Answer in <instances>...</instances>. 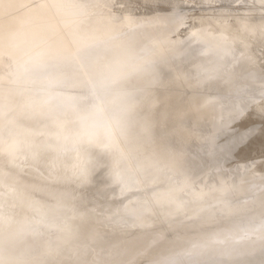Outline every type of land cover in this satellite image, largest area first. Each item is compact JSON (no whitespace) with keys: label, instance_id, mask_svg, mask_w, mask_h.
Returning <instances> with one entry per match:
<instances>
[{"label":"bare ground","instance_id":"bare-ground-1","mask_svg":"<svg viewBox=\"0 0 264 264\" xmlns=\"http://www.w3.org/2000/svg\"><path fill=\"white\" fill-rule=\"evenodd\" d=\"M109 1H94L99 3L98 12L90 18L91 27L78 33V45L72 49L75 59L91 44L88 57L96 61L88 72L66 60L71 54L70 47L65 50L68 46L61 51L65 59H52L54 65L46 62L45 49L29 48L37 25L31 26L26 3L0 0L3 75L10 63L15 65L10 74L22 70L26 49L34 48L42 53L35 58L41 70L32 77L35 84L26 80L34 90L45 85L50 73L60 80L69 69L67 82L71 78L92 82L99 71L107 76L120 66L124 75L111 81V87L136 92L121 101L123 112L119 104L116 126L104 119L100 122L96 97L87 87L73 97L67 91H50L47 104L45 97L40 99L44 103L39 102L36 115L32 104L22 102L6 124L9 131L1 125L0 109V264H264V231L259 233L264 229V160L238 155L233 163L237 166L224 162L249 138L245 127L233 126L245 112L234 96L255 114L264 113V54L259 58L258 52V47L264 49V18H251L258 16L255 8L247 9L244 16L219 10L186 26L188 15L176 17L184 13L176 15V2L165 12L142 16L119 12ZM12 4L17 5L12 8ZM49 37H42V42ZM15 39L22 41L12 43ZM68 40L63 35L60 42ZM140 57L142 62H135ZM251 72L258 76L248 84L254 92L243 94L241 86L248 79L243 76ZM6 81L12 79L7 75ZM236 83L241 90L238 96ZM18 87H0V106L14 97ZM225 91L235 93L233 104L220 98ZM46 108L53 110L52 116ZM53 121H60V129L46 126ZM259 122L248 126L259 131ZM55 130L60 134L54 136ZM221 130L226 134H219ZM259 136L250 143L263 144L254 141ZM67 149L65 160L62 153ZM53 165L58 168L52 170ZM222 165L233 168L219 174ZM37 168L48 176L40 177ZM96 178L94 185L104 189L106 199L117 201L111 214L87 207L94 199L83 185ZM11 189L19 194H9ZM75 195L84 206L80 210H73ZM60 212H69L63 221L56 217ZM249 221L247 225L255 226L252 233L261 228L258 233L263 237L216 246L218 236L231 234L234 225H240L241 232L250 230L244 225ZM102 232L107 237L100 236ZM217 248L222 250L216 252Z\"/></svg>","mask_w":264,"mask_h":264},{"label":"rangeland","instance_id":"rangeland-1","mask_svg":"<svg viewBox=\"0 0 264 264\" xmlns=\"http://www.w3.org/2000/svg\"><path fill=\"white\" fill-rule=\"evenodd\" d=\"M20 1L21 0H17V4ZM50 1H52V0H31V2L29 0L27 3L26 2H20V4L26 3L25 7H27L26 9H27V12L29 13V16H31L30 17L31 18L30 21L32 24L31 26L37 25L36 30H35L36 32H33V34H32V39L30 42V43H32V45L30 44L29 48H32V47L35 48L36 47L39 49H45L43 51V52H45V53H43V55L46 54V56H48L47 58H49V60H47L46 62H48L50 65H54L53 64L54 61L52 59H55L56 57L59 60L62 59L63 56L61 54V51L64 50L63 47L68 46L67 49H65V50H68V48L70 47L71 48V54L69 55L70 59H66V60L71 62L72 65L74 63V65H73L74 67L76 66L79 69L80 68L82 70L85 69L86 71L89 72V70H91L90 66L93 65L92 62L95 63V61H96V60L92 61V59L88 57L89 52H92L91 48H93V47H91V44H89L87 46L88 49L84 48L82 51L80 50V52H77L78 54L76 55L75 59H74L75 53L72 52V49H74V51H75V49L78 45V42H77L78 41L77 40L78 39V33H81L85 29L91 27L92 20L90 21V18L93 17L94 13L98 12L96 10L97 8L95 9V6L98 5L99 3L95 4L94 1H96V0H56L54 2L52 1L51 3H49V5H47L46 2L48 3ZM102 1L107 2V0H102ZM109 2H110V5H112L114 8L119 9L118 10L119 12H121L123 10H128L134 14H141L142 16H145V15L149 16V15H151L157 11H164L165 12L169 8H172V4L176 2L177 3L176 8H174L176 15L179 14L178 12H184L185 13V14L181 13L180 14L181 16L177 15L176 17L179 19L180 17H182V14L184 16L188 15L187 23L185 24L186 26L196 24L197 20H198L197 18L201 15L202 16L205 15V17L206 16L209 17V16L215 14L216 11H219V10H221L223 14H227V15L233 14V15H238V16H240V15L244 16L247 9L255 8V9H258L257 10L258 16H255V17L251 16V18H256V17L264 18V3H262V4L253 3L254 0L252 2H251V0H206L203 2H200V0H110ZM17 4H12L11 7L13 8ZM42 4L44 5L43 9L41 8ZM194 6H196V7H194ZM38 9H41V11H39ZM184 18L185 17H183L182 20ZM54 19H58V20L56 21ZM46 22H48V23L46 24ZM186 26H184V27H186ZM63 35H64V37H67L69 39L68 42H65V43L60 42V39L62 38ZM44 36H46V37L50 36L49 37L50 40L47 39V43L42 42V40H41V38L42 37L44 38ZM20 41H22V40L15 39V40H13L12 43H15V42L18 43ZM183 46H184V44H183ZM29 48L26 49V54L28 56L25 57L24 60L21 62V63H23L22 65L24 66V68L22 70L18 71L17 73L14 72V74H10V73H13V70L15 69L14 68L15 65L13 66L14 63H10L9 66L4 71L6 74L4 73V75H3V69H1V71H0L2 74V77H0V87H5V85H8V84L12 85V86H14V84L15 85L17 84V86H19L18 88H16V94H15V92L13 94L14 97L11 100L4 102L0 106V109H3V113H2V117H1V122H3V123H1V125H3V127H5L6 124L9 125L8 121L11 120L13 115H16L15 113H17V111H18L17 109H19L21 107L22 102H26L25 106H27L28 104L29 105L32 104L31 108H33V111H34L33 114L36 115V114H38V111L36 112V110L40 106L39 104L42 103L44 100H45L44 101L45 104H47V102L49 100L47 99L48 101L46 102V98L50 95L51 92L56 93V92L61 91V92L65 93L67 91V92H70L68 95L73 97V96L80 93V88H85V87L92 90L95 97H96L95 109L97 110L98 116L100 118V122L102 123L103 122L102 119H104V120H106L105 122H108L107 125L111 124V126L112 125L116 126L115 124L118 121V115H120L119 114L120 111L118 109L119 104H121L120 110H122V112H123L126 108L122 107V104L124 101L122 103H121V101L125 100V98L127 99V97H129L130 94L134 95L136 93V92L134 93V90H132L133 92L129 91V88L125 89L124 86L121 87V89H115L114 87H111V85H110V84H112L111 81L114 80L113 82H115L118 80L117 79L118 77H122L124 75V74H121L123 71H125V69L123 67L116 66L113 69H110L107 76H105L106 75L105 71L101 70V71H99L100 74L98 75V77L92 78V80H93L92 82L89 81L88 79H78V81H74L75 78L74 79L71 78V80H72V81H70L71 84H68V83H70L69 81L67 82V80L70 79L67 77V75H68L67 71H69V69H67L65 71V73L60 74V77H59L60 80L57 79L56 77H53L52 75H50L51 73L50 74L46 73L47 75L48 74L49 75H48V80L45 82V85H42L41 88H36V90H34L35 87L33 88L32 84H35L36 81H35V79H32V77L41 72L39 66L36 64L39 59H35V58L38 55H42V53H35L34 48L32 50ZM258 50H259L258 52H261V54H262V56H259V58H262L263 54H264V49L261 47H258ZM65 57H63V59H65ZM71 59L74 60L75 62L74 61L72 62ZM141 60H142L141 57L136 58L135 62L141 63L142 62ZM90 64H92V65H90ZM45 70H47V68ZM120 70H122V71H120ZM7 75H8V77H10V79H12L11 82L6 81ZM257 77L258 76L253 74L252 72L243 76V79H246V78L250 79V80H248V79L246 80L247 85H245L246 83L243 82L244 84H242V86H241L243 94H244V92H247L248 90H250V92H254L248 87V84H251L249 82L253 78L258 79ZM29 78L32 79V84L26 81ZM13 81H15V82H13ZM61 81L64 85L61 84ZM252 81H254V80H252ZM118 82H120V81H118ZM124 82L126 83V81H124ZM103 83H106L108 85L104 84L105 85L104 86ZM241 83L242 82H240L238 84L241 85ZM238 84L236 83V87L238 86ZM61 85H63V86H61ZM68 86H73V87L71 89ZM239 87L240 86L237 87L238 89L236 88V90L240 91L239 93H236L235 92L236 90L232 89V91L235 92L236 94L232 92L233 94L227 95V91H229V90L225 91L226 92L225 94H223V95L221 94L222 96L220 98H223L222 101H224L226 104H229V102L231 101V98L233 99L232 95L235 94L238 96V94L241 93V90L239 89ZM39 89H41V90H39ZM12 90L15 91V89H12ZM116 90H119V91H116ZM26 91L27 92L31 91V92L29 95H23ZM221 92L224 93V90H222ZM230 92H228V93H230ZM113 94L115 95V97H113ZM254 94H256V93H254ZM89 96L91 97L92 95L90 94ZM43 97H45V99L43 101L40 100ZM234 97L237 98L236 96H234ZM257 97L259 98L260 95ZM235 98L233 100H236L237 102L239 100L241 101V99H242V98L241 99L237 98L238 99L237 100ZM240 101L238 103L236 102V104H237V106L239 105V107H241L240 105H242L245 109L244 115L240 118V119L244 120V125L238 124L235 121L234 122L235 124L233 123L235 128L236 129H238V127L243 128V127H245V125H250L255 120L260 121L257 126L261 127V123H262V121H264V113L260 112V113L255 114L253 112L252 108L245 106L246 103L243 101H241V103H240ZM231 102L233 104V101H231ZM234 104H235V101H234ZM124 105H126V103H124ZM131 106H132L131 107V111H132L133 105H131ZM47 109L48 108H46L45 110H47ZM14 110H17V111L14 112ZM7 111H10V113ZM131 111H130V109L127 110L123 119L120 122L126 120L128 114H130ZM52 112H53V110H50V111H48V114H50ZM50 115L52 116V114H50ZM5 122H8V123H5ZM7 125H6V127H7ZM57 125H60V121H56V122L53 121V123H51V122L46 123V126H49L51 128L57 127ZM57 129H60V128L57 127ZM5 131H9V127L5 128ZM59 132H60V130H55L54 133H52V134L54 136H57L60 134ZM223 132L221 130V132H219V134H222V135L226 134L225 130H223ZM3 133L6 134V132H3ZM217 134H218V132H217ZM233 134H235V133H233ZM237 134H239V133H236L235 138L239 137V135H237ZM263 138H264V135H260L256 140H254V141H258V142L261 140V142H263V144H260V145H257L256 143L255 144L250 143L252 140L249 141L250 139L248 138L246 140L247 143L245 144L246 147L244 146L245 148L242 147L243 148L242 149L240 147V145L239 146L237 145L238 147L236 149H234V148L232 149V151H233L232 157H230V158L226 157L225 158L226 160L224 159L225 160L224 162H226L227 165L232 164L230 166H233V163L236 161L235 159L238 158V155L242 158L247 157L250 160L255 159L254 161H256V162L261 161V160L263 161L264 160V139ZM27 144H29V142H27ZM22 145H24V144H22ZM65 152L62 153V158L66 160L68 149ZM43 153L46 154V152H44V151H43ZM26 156H24V157H26ZM42 156H43V154L38 155L39 158H42ZM257 157H260V159L256 160V159H258ZM24 159L27 160V158H24ZM61 159L59 157L58 160H60V162H61L62 161ZM22 160L23 159L21 158L20 161L23 164ZM26 160H24V164H25ZM226 164L223 163V165H226ZM236 164L237 163H235L233 167L237 166ZM223 165L221 167L222 169L218 168L219 171L223 170V169L226 170L227 168H230L228 166L224 168ZM256 165H257V163H256ZM233 167H231V168H233ZM50 168L52 170H54L55 168H58V167L56 165H53ZM218 170L216 169L217 175L224 172V170H223L219 173ZM37 171L39 172L40 177L44 178V177L48 176V175H45L46 172H44L43 170H41L39 168H37ZM97 172L98 171L94 172V174L92 175L93 178L98 175ZM39 174L37 173L38 176H39ZM1 176H2V174L0 172V178H1ZM97 179L98 178L93 179L92 180L93 183L91 180H88L83 185V187H86L85 190L88 191V196L93 197V199H94L93 200L94 202L93 203L90 202L89 205H87V207H90V205H92L93 209L95 211H98L99 213L111 214V213H113V211H115L116 207L118 206L117 201L115 199H110V200L106 199L107 197H106V194L104 193V189H102L100 185H94V184H96L95 182L97 181ZM8 192L11 195H18L19 194L18 191H15L14 189L8 190ZM79 198H80L79 195H75L72 198V202H73L72 206L74 207V209L72 207L71 210L72 209L73 210H75V209L80 210V208L84 207L81 199H79ZM95 201H97V202H95ZM251 213L252 212H250V214ZM66 214H69V212H66V213L60 212V217H58L56 215L55 216L57 218H60L61 221H63L65 218H67V216H65ZM253 215L254 214L252 213V215H251L252 217L250 216L251 219L253 218ZM250 217H247V218L249 219ZM252 220H250V221H252ZM246 221H248V220H246ZM246 223L251 224V222L250 223L245 222V224H244V225H246L247 228L250 226V230L247 229L249 231V233L246 230V233L244 231H242V232H244L242 234L240 228L238 229V227L240 225H238L237 227H236V225H234L235 229L237 228L238 230H240V231H238L236 229L239 233L238 232L233 233V231H236V230L233 227H230L231 231L233 229L234 230L232 232L230 231V229L227 230V231H230L231 234H225L228 232H224V233H222V235L220 234V236H218L216 246H218V245L224 246L226 243H231L235 240H243L246 243L247 242H253L254 239H260V238H258V236L263 237L259 233L264 231V229L262 230L260 228L261 231H259L260 229H258V230H254L252 233V231H251V230H253L252 227H255V226L247 225ZM104 227L107 228L106 226H104ZM242 227H241V229L245 230L246 227L245 226L243 228ZM258 231H259V233H258ZM262 233L264 234V232H262ZM101 234H103V236H102L103 238L107 237V236H105L106 233L102 232V233H100V236H101ZM219 237H220V239H219ZM221 237H223V239ZM236 237H239V238L236 239ZM229 240H231V241H229ZM248 245H250V244L248 243ZM221 248H217L216 252L222 250Z\"/></svg>","mask_w":264,"mask_h":264},{"label":"snow or ice","instance_id":"snow-or-ice-1","mask_svg":"<svg viewBox=\"0 0 264 264\" xmlns=\"http://www.w3.org/2000/svg\"><path fill=\"white\" fill-rule=\"evenodd\" d=\"M236 123L244 125V120L243 119H237ZM234 126V125H233ZM246 132L248 133L249 139L254 138L256 135H264V121L261 123V127L259 131L256 130L255 126H248L245 125ZM243 140V138H241ZM247 141H244L243 143L240 144V147H244Z\"/></svg>","mask_w":264,"mask_h":264}]
</instances>
